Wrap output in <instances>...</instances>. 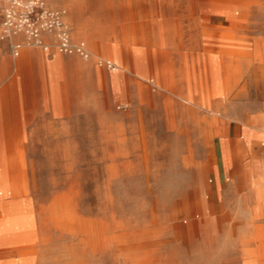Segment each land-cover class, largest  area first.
<instances>
[{"label":"rangeland","instance_id":"1","mask_svg":"<svg viewBox=\"0 0 264 264\" xmlns=\"http://www.w3.org/2000/svg\"><path fill=\"white\" fill-rule=\"evenodd\" d=\"M40 1L65 11L89 58L56 50L96 71L69 68L58 82L35 73L20 143L5 137L4 264H264V190L232 172L218 188L212 176L193 183L184 161L217 140L204 142L211 118L231 125L241 113L244 64L264 61L253 37L264 33V0ZM11 3L0 0V51L13 60L32 45L6 32ZM205 50L221 62L222 88L204 74L197 90L210 99L176 101L178 76L204 65L191 53ZM9 81L19 82L14 63L0 73V86Z\"/></svg>","mask_w":264,"mask_h":264},{"label":"crops","instance_id":"2","mask_svg":"<svg viewBox=\"0 0 264 264\" xmlns=\"http://www.w3.org/2000/svg\"><path fill=\"white\" fill-rule=\"evenodd\" d=\"M75 35L76 38L79 37V35ZM42 37L44 42H48V48L26 47L20 52L19 57L13 60L9 54L0 51V73L11 67L13 63L19 73V82L12 81L10 83L9 81L0 86V170L12 167L7 166L5 137H13V147L20 143L18 138L22 135L23 105L28 103L26 99L29 101L31 98L30 93L33 92L35 73L39 79L44 80L48 75L50 81L58 82L62 78V72L66 69L85 71L94 68L92 61L86 62L76 54L58 52L56 44H54V35L44 33ZM253 37L255 46H259L254 49V56L264 57V50L262 49L264 33L257 30ZM14 42H29V40L26 36L20 35L14 39ZM75 53L84 56V58H89L88 55ZM191 57H193L190 60L191 64L196 65L197 62H201L204 65L200 67L199 71L196 70L197 67L195 66L196 72H191L187 81L178 76V84L177 82L174 84L177 86L178 94L175 96V100L183 101L182 98H192L194 102L198 103L211 98V96H207V92H204V87L202 88L203 94L197 90L205 77L204 74H206L207 79L205 78L203 82L211 79L213 81L212 89L222 88L221 84H214L213 78L214 73H220L221 62L214 55L209 54L208 50L194 51L191 53ZM215 66L217 70H213ZM208 68L209 70L206 71ZM242 73L243 78L238 85L239 104L243 105L240 115L236 120H233L231 125L223 119L211 118L210 125L212 127L210 131L206 130L204 142L211 143V137H215L217 140L212 141L203 151L192 150L185 155L184 161L191 172L190 177L193 179V183L203 184V179L207 178L206 183L214 180L218 188L226 176L232 172L241 183L255 193H260L264 190V148L257 149V144L261 141V145H264V97L263 99L260 98L256 92L251 95L248 90L264 89V61L259 60L253 65L244 64ZM199 76L200 78H198ZM199 79L201 82L198 83ZM217 82L221 83V79ZM25 83L28 87H25ZM23 93L29 95V98L24 97ZM157 98L163 99L160 95H157ZM207 118L208 116L204 121ZM223 142L226 143L227 150L222 154ZM234 160L238 166L236 171L233 170ZM211 176L213 180L209 179ZM250 184L253 185V188ZM257 199H261V196H257ZM4 241L5 239L0 240V249L5 253ZM0 264H4V259H0Z\"/></svg>","mask_w":264,"mask_h":264},{"label":"built area","instance_id":"3","mask_svg":"<svg viewBox=\"0 0 264 264\" xmlns=\"http://www.w3.org/2000/svg\"><path fill=\"white\" fill-rule=\"evenodd\" d=\"M5 6V29L11 33L24 32L37 39L43 33H51L57 38L60 51L72 53L78 48L71 44L69 28L65 21V11L49 9L40 0L22 4L24 0H10ZM73 47V48H72Z\"/></svg>","mask_w":264,"mask_h":264},{"label":"bare ground","instance_id":"4","mask_svg":"<svg viewBox=\"0 0 264 264\" xmlns=\"http://www.w3.org/2000/svg\"><path fill=\"white\" fill-rule=\"evenodd\" d=\"M43 34H41V36L39 38L33 39V38H30V37L26 36L25 33L21 31V32H17V33H11L10 37L11 38H16L17 36L23 35V36H26L27 40L30 41L29 44L32 45V46L49 47L48 42H44V40H43V37H42ZM73 37L75 39H77L76 35H75V32H73ZM56 43H57V38L55 37V43L54 44H56ZM71 44L73 45V42H71ZM74 45H76L75 47H77L78 49L77 50H73L71 52H78V53H81V54H85V53H87L89 51L88 48L86 47L85 43L74 44ZM18 47H20V46H18ZM19 54H20V52L17 51L16 55H19ZM109 64L111 65V67L113 66V64L111 62H109Z\"/></svg>","mask_w":264,"mask_h":264}]
</instances>
